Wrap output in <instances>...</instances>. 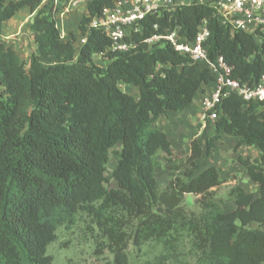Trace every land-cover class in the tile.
Instances as JSON below:
<instances>
[{
    "label": "trees",
    "instance_id": "trees-1",
    "mask_svg": "<svg viewBox=\"0 0 264 264\" xmlns=\"http://www.w3.org/2000/svg\"><path fill=\"white\" fill-rule=\"evenodd\" d=\"M85 7L79 36L65 40L55 4L0 0V264H52L48 249L59 229L82 213L116 264L128 263L129 247L148 244L160 253L142 264H184L185 256L193 264H264V103L229 97L204 149L193 141L183 157L158 122L190 108L213 76L170 46L149 50L143 39L158 23L192 40L205 20L210 57L223 56L233 77L251 85L264 74V47L230 33L211 9L191 6L150 16L139 48L114 53L110 38L89 28L113 0ZM24 9L33 15L36 46L28 64L2 39L5 25ZM97 57L107 65H97ZM160 64L166 67L157 71ZM223 136L260 154L239 158L258 190L256 196L241 185L231 188V212L212 191L224 183L222 170L199 166ZM158 154L167 171L182 173L165 187L156 176ZM111 157L116 166L107 175ZM111 181L117 188H108ZM187 195L200 196L197 211L187 209ZM251 224L259 228L247 229Z\"/></svg>",
    "mask_w": 264,
    "mask_h": 264
},
{
    "label": "built area",
    "instance_id": "built-area-1",
    "mask_svg": "<svg viewBox=\"0 0 264 264\" xmlns=\"http://www.w3.org/2000/svg\"><path fill=\"white\" fill-rule=\"evenodd\" d=\"M94 0H69L57 16L77 10ZM114 7L106 8L101 17L95 18L89 28H96L111 40L109 50L114 53H129L139 48L138 37L146 31L150 16L162 18L179 8L204 6L211 9L216 20L230 33L240 32L255 39L264 47V0H113ZM58 23V18H57ZM154 33L143 39L149 50H159L170 46L176 53L188 57L190 63L207 69L213 82L201 102L202 119L214 124L220 117V106L231 96L244 102L264 103V74L255 84L243 83L233 77L234 67L223 56L213 58L209 54L208 40L211 36L207 21H202L196 36L191 40L184 37L180 28L161 29L153 24ZM62 35V34H61ZM63 38V35H62ZM87 37L81 39L85 44ZM102 57V56H101ZM165 65H158L157 71ZM166 67V66H165Z\"/></svg>",
    "mask_w": 264,
    "mask_h": 264
},
{
    "label": "rangeland",
    "instance_id": "rangeland-1",
    "mask_svg": "<svg viewBox=\"0 0 264 264\" xmlns=\"http://www.w3.org/2000/svg\"><path fill=\"white\" fill-rule=\"evenodd\" d=\"M63 4V8L66 6ZM84 6L78 8L75 12L82 11ZM80 11V15H84ZM33 18L30 12L24 13L22 10L12 21L6 25L3 41L14 46L22 60L28 64L31 55L35 52L36 46L32 33L30 32V23ZM75 25L76 19L73 20ZM77 26L79 24L77 23ZM76 26V27H77ZM71 35H74L73 33ZM95 63L100 67L107 65L103 58H95ZM28 66H26L27 68ZM124 92L137 95L134 88L121 85ZM204 98L203 93H199L193 110H187L183 114L165 115L158 122V127L169 133V137L174 143V148L183 156L191 154V143L198 141L204 149V136L211 137L214 133V126L202 119L200 108ZM258 151L239 145L236 139L228 136L222 137L215 145V149L210 157L205 154L199 161L200 168L208 165H215L222 170L224 183L219 188H214L217 200L221 201L225 212H231L235 209L233 200L228 196L231 188L241 185L248 193L257 196V186L251 182L245 173V167L239 158L246 159L252 157L259 159ZM157 168L156 176L162 187H165L169 181L181 176L182 173L169 172L163 164V156L158 154L156 157ZM116 166V160L111 157L107 175H109ZM108 188H117L114 181H111ZM200 196L187 195L186 205L189 211H197L195 207L196 199ZM257 224H251L247 229H258ZM99 231L92 219L86 214H79L74 224L61 227L57 233V239L48 249V254L52 257V264H116L114 256L99 244L102 242L98 236ZM160 253V248L154 244H148L141 249L129 247L127 264H142L143 261L153 259ZM184 264H193L191 258L184 257Z\"/></svg>",
    "mask_w": 264,
    "mask_h": 264
},
{
    "label": "crops",
    "instance_id": "crops-1",
    "mask_svg": "<svg viewBox=\"0 0 264 264\" xmlns=\"http://www.w3.org/2000/svg\"><path fill=\"white\" fill-rule=\"evenodd\" d=\"M45 1V3H50V4H55L57 7H59L60 8V12H61V9L63 8L62 6H63V4L64 3H66V0H44ZM83 10L81 11L80 9H79V12H75L76 10H72V11H69L67 14H65L63 17L62 16H60V14H59V16H57V18H58V27L60 28V30H61V34L63 35V39H65V40H69V39H71V34L73 33L75 36H79V29H78V26H77V23L79 24V21H80V19H81V16L82 15H80V11L82 12V13H84L85 11H86V7L84 6L83 8H82ZM27 12H30L28 9H24V13H27ZM14 19V18H13ZM12 19V20H13ZM76 19V21H77V23H76V25H75V22L73 21V20H75ZM11 20V21H12ZM10 22V21H9ZM8 22V23H9ZM7 23V24H8ZM6 24V25H7ZM6 25H5V27H4V32H3V37H4V33H5V29H6ZM77 26V27H76ZM3 37H2V39H3ZM196 100V99H195ZM194 104H195V101H194V103H193V105L190 107V108H188L187 110H193V107H194ZM201 109V108H200ZM186 110V111H187ZM185 111V112H186ZM185 112H183V113H185ZM183 113H181V114H183ZM169 114H173V113H169ZM169 114H167V115H169ZM175 114V113H174ZM163 131V130H162ZM163 132H165L166 133V135H167V137H168V139L170 140V142L172 143V145L174 146V143H173V141L171 140V138L169 137V133L168 132H166V131H163ZM224 137V136H223ZM259 156H260V154H259V152L257 153ZM243 187V186H242ZM244 188V187H243Z\"/></svg>",
    "mask_w": 264,
    "mask_h": 264
}]
</instances>
